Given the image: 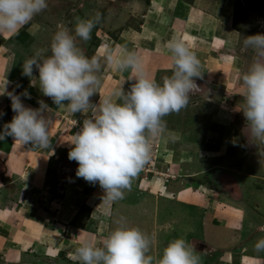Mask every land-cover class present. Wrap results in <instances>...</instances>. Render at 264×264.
Here are the masks:
<instances>
[{
  "label": "rangeland",
  "instance_id": "rangeland-1",
  "mask_svg": "<svg viewBox=\"0 0 264 264\" xmlns=\"http://www.w3.org/2000/svg\"><path fill=\"white\" fill-rule=\"evenodd\" d=\"M123 2H128V0H47L48 7L46 8L47 11L45 12H49V15L46 17V20L48 25H55L54 28L56 29L58 27L57 24H63V27L68 28L70 31H74V26L78 19L95 18L97 14L100 16L99 22L92 30L90 40L85 42L80 38H77V46L83 50L86 56H96L99 58L101 63V69L97 73L98 79L100 80L99 85H102L103 88H105V91H108L103 93L101 91V87L98 86L99 93L97 89V94H94L90 98L92 103H97L100 97L102 98L110 93V86H113V90L116 87L115 85L118 84H124L123 88L125 90H128L130 87L131 82H125L129 73L127 71H113L110 67H108L104 60L107 51L112 49L110 47L108 48L107 46L109 42L114 43L111 46H117L118 43L123 42L120 40V38L126 39L131 31L138 29L137 19L135 18V20L129 18V14H131L129 13V7H123ZM199 2L200 7H203V9L217 7V4L215 5V1L213 0H199ZM209 2H211V5ZM150 5L152 8L153 6L151 3ZM155 7L156 9L158 8L157 6ZM132 8L136 9L137 7H131L132 12H134ZM164 8L165 10H163L161 15H159V19L156 22H152L151 20L153 19L151 17V23L148 20L145 22V27H143L145 32L144 34L142 33L143 38L141 35H137L140 36V39H144L145 34H147V41L151 40L153 36H159L161 37L160 39L164 40H159V42L161 41V43L166 44V33L170 30L169 22L174 21L176 18H174L175 13H172L174 7L169 6L168 3L167 6L164 5ZM153 9L155 8L153 7ZM45 12L43 10L39 14L35 15L32 21L40 19L42 17L41 14H44ZM149 14L152 15L150 11ZM232 15L234 21H232L230 24V28H232V30L236 32L240 38H237L236 42L239 43L240 53L244 57V69L242 71L244 72L252 60L253 53L249 54V50L243 48L242 41L245 36L264 34V29H257L259 24L257 21H260L261 26H263L262 28H264V0H235V7ZM178 16L179 15H177V17ZM173 18L174 20H172ZM159 27L160 29H158ZM203 32H207V29H203L202 33ZM11 34L12 35L6 40L12 41V37L16 34ZM47 36L52 38V35L49 33H47ZM29 38L30 37L28 36V39ZM23 39L27 40V36L24 35ZM13 40L17 41L16 39ZM115 40H117V42H115ZM17 42L25 43L24 41L20 40ZM42 43L43 42L41 41L39 46ZM152 43L154 45V42ZM37 47L38 46H35V49ZM117 47H115V49ZM152 48H154V46L149 45L148 43L147 45L137 44L136 52L143 54V51H145V53L147 52L148 54ZM35 49H33V51ZM30 50H32V47ZM160 50L161 52L164 51L163 48ZM99 51L102 52L100 53ZM26 52L29 54L28 57L32 55L31 51L27 50ZM165 52L167 53V56L162 58L164 62L162 63L161 61L160 64L163 66H170L171 59L170 54L168 53L169 51L166 49L164 53ZM15 53L16 51L13 54ZM13 54H11L9 58H12ZM241 54L239 55L241 56ZM15 57H18L19 63H22L24 59L28 58L26 56L22 57L20 54H17V56L15 55ZM148 60L150 59L147 58V60L143 62V59H141L143 67L145 64L147 65V63L150 62ZM155 61L156 62H152V65H154L155 68L160 67L158 65V60ZM154 71L156 70H153V72ZM200 71L201 77L194 78L198 88L194 89L190 94L186 107L181 109L179 112L171 113L163 118L164 121H166L165 132H193L192 130L194 128H197L199 132H203L204 129H208L211 132H217L219 128L217 126V122H222V120L216 116H223V113L228 112L231 114V122L229 128L226 130V133L227 135L232 136V141H230L231 144H229L230 147L227 149L228 144L225 139L216 140L214 142L215 147L221 148L219 151H216L218 152L217 154H212V158L210 159V153L205 151L203 152V148L199 147L198 144L193 145L192 143L188 142V136H186V138L181 137L179 139L176 136L167 137L164 132L160 137L155 138L151 142V154L148 163L134 178H132L130 188L124 191V198L115 201L112 204L110 203L112 209L110 208L109 215H105V219L101 216L99 217L96 207L98 205L103 207L105 211L109 210V203L106 204V201L108 200L103 199V196H101L103 194V189L99 186L98 182L96 184H92L83 178H81V180L85 181L86 185L81 182L82 184L79 183L77 187L75 184L78 182V180H80L76 176L78 163L68 159V151L70 150L71 146L66 141L70 140L72 134L79 130L83 119L88 117V112H70L72 114L69 116V118H72V120L68 122L66 118H61L57 112V109H55L54 116H52L55 120V125H50L53 126L52 129H50V132L53 135L50 134L49 145L47 147H37L29 144V146L27 145L26 148L24 147L25 151L27 150L29 152L28 154L30 155L23 156V160H26L25 162L28 163V165L26 163L27 170L30 167L31 161L36 163V161L39 160L41 164L45 165L44 169L46 174L43 176L42 185L40 184L35 187L34 192L36 193V198L34 199L35 204L33 208L34 211H39L43 214L41 216L43 225H46L47 228L51 229L53 223L57 222L56 219L58 214H56V212H59V209L55 210V206L61 205V212L64 213V210L67 206H65L66 203L63 202L64 197L62 198V196L64 195L65 189L68 187V185L70 188L76 186V189L80 192L79 193L77 190H72L73 197H71V191L68 190L70 192L68 193V198L71 197L72 200L70 204L71 216L67 219H64V217L60 219L62 221L61 223H68L67 226H70L68 228L70 231L64 235V238L67 243H70V240L72 241V244L70 245L73 251L75 247L79 246V241L77 240L78 237L75 236V233L79 230L84 232L88 231L94 235H98L99 233V235L102 237L100 238L97 236V238L102 240L108 235L110 231L118 226L119 222H123L126 226L137 227L141 229L152 238V244L148 254L153 257L159 256L162 253L163 248L169 243V241H167L169 238L173 240L182 237L186 240V242H188L190 246L195 248V254L200 258V264H238L236 259L233 260L230 257L224 261L216 254L215 258L210 259L209 255L211 252H209L208 249L204 250L203 247L199 246V244H193L191 242V238H193L192 236L196 235L197 232H201V234L205 236L209 242H213V244L220 246L224 233L221 229H215L214 226L208 221H205L203 229L200 227V222L194 221V219L198 220L196 215L194 218V214H196L195 211L200 210L202 212V206L204 207V204L197 205L198 203L192 202V206H181L178 203H175L177 201L180 202L181 197L178 195L179 198H174L172 195H170L176 192L177 188H183L186 187V185L188 186L186 190H191L189 185L192 184L194 180L206 182V179L204 178V176H206L210 179L207 185L211 186L210 191L214 192L212 194L218 199L217 203L224 201L226 202L228 199H226L224 195L225 193H229L233 198L241 199V201L247 203V218L250 216V219L247 220V223H257L259 222V218L264 220V152L258 149V147H261L260 145H262V149H264V143L258 144L256 141L255 144H253V140L250 138L249 131L247 127H245L246 122L242 112L235 110L236 107L241 108L243 106V100L239 95L240 91L237 89L227 90V88H225L222 83L224 79L210 80V77L207 78V74H205V72L203 73V69H200ZM156 73L158 74L157 79L155 80H159L157 82L162 83V80L165 76L171 75V68L164 70L162 67H160ZM151 78L154 79L155 76ZM232 80V84H234H231V87H237V85L241 87V81L239 78H233ZM36 86H39L38 82H36ZM64 103H67V101ZM235 103L238 104V106H235ZM11 110V100L6 95L4 98L0 99V119L1 117L8 115ZM65 119L68 122L66 123V126L62 123V121ZM186 119H190L189 124L183 123ZM196 121L200 122L201 124H196ZM57 130H59V134L58 138L55 140V137L57 136L55 132ZM200 134L202 137L200 139V144L202 146H205L204 144L207 142L209 144L211 143L212 140L210 141L209 138L204 139V134ZM164 135L167 138L163 142L162 137ZM1 144L3 143L1 142ZM11 144L13 146H18L19 142L13 141ZM189 144H192V146ZM185 154H189V156L185 157ZM51 157L53 160H51ZM191 158H193L194 161H192ZM189 159L191 160L188 161ZM222 160L227 161L226 165L221 164ZM194 162L195 164H202L201 166H198V168H202V166L206 165H212L210 167L211 170L208 173H199V176H195L193 179L190 177L186 179L185 176L192 172ZM19 164L20 162L16 160L14 155L8 156L7 166L9 171H12L14 168H19ZM41 169L42 168H40V170ZM37 174L40 175V178L42 177V173ZM1 176L5 175L2 173ZM170 176H173V178ZM4 178L5 177H3L1 181L3 185L6 186L4 188L6 190L10 187L9 184L12 179L8 178L7 181H5L6 178ZM203 179L205 181H203ZM155 182L162 184V188L160 189L156 185H153ZM18 183L19 185H22L19 180L18 182L15 181L11 185V190H15V193H17L16 197H12V201L19 203V205L22 204L25 206L27 202L23 200V195L20 193L24 190L23 186H21L22 189L20 186H18L17 189L14 188L18 185ZM215 192H218V194H215ZM98 193H101V195H99L101 198L98 199L97 205L95 204L93 209L91 208L94 212L90 213L92 210L84 205L85 197H88L94 201L96 200L95 194L98 195ZM168 198H174V200L169 201L167 200ZM75 205H78L80 209L78 206V209L77 207L75 208ZM218 205L220 204H216L215 210L221 209ZM106 206L108 207L105 208ZM30 207L32 206L30 205ZM27 212L31 213V208H28ZM211 215L214 214L211 213ZM96 217L100 218V223L94 220L98 219ZM205 217H207L206 212ZM32 218L35 219L36 223H40L36 217L34 218L32 216ZM91 218H93V220ZM221 222L222 221H218L217 223L222 228L223 225ZM13 228L14 225L9 228L11 231H13H10L11 233H14L15 231ZM247 230L249 232L251 231L249 228ZM221 235L222 237L220 238ZM188 237H190V240L187 239ZM255 243L256 241L250 246L251 251H256L254 249ZM236 253L237 251H234V254ZM257 253L263 257L264 261V251ZM70 254L71 253H69V255ZM69 255L67 254L66 256H62V261H64L66 264L68 262V264H71L72 262L69 259ZM40 257L42 258L44 256L41 255Z\"/></svg>",
  "mask_w": 264,
  "mask_h": 264
},
{
  "label": "clouds",
  "instance_id": "clouds-1",
  "mask_svg": "<svg viewBox=\"0 0 264 264\" xmlns=\"http://www.w3.org/2000/svg\"><path fill=\"white\" fill-rule=\"evenodd\" d=\"M47 7V0H0V34L19 31ZM99 19V14L78 19L74 31L60 26L48 49H38L23 61L22 75L32 78L35 68L44 96L72 113H89L66 141L71 146L68 159L78 163L77 177L98 182L103 199L115 202L124 198L132 178L148 163L151 142L166 130L163 118L186 107L190 94L198 88L194 78L201 77V62L182 40L172 38L166 43L171 75L158 83L146 74L135 51L110 49L105 63L113 71H127L125 82H131L130 87L125 90L123 84L92 103L90 98L100 84L101 63L98 57L85 55L77 38L90 40ZM242 46L253 57L240 75L243 106L235 110L242 112L253 144L264 143V34L245 36ZM31 83L35 85L32 79ZM7 84L0 96L10 98L15 115L0 130V141L11 136L23 145L47 147L51 121L44 112L50 110L48 105L41 100L38 108L25 106L21 96L29 98L27 90L14 94L6 91ZM151 244L152 238L141 229L119 222L99 245L91 238L82 239L69 259L72 264H200L195 248L182 237L171 240L156 257L148 254ZM254 249L264 251V237L256 241Z\"/></svg>",
  "mask_w": 264,
  "mask_h": 264
},
{
  "label": "crops",
  "instance_id": "crops-1",
  "mask_svg": "<svg viewBox=\"0 0 264 264\" xmlns=\"http://www.w3.org/2000/svg\"><path fill=\"white\" fill-rule=\"evenodd\" d=\"M213 1H215V5L217 4V7L211 9H203V7H200L199 0H128V2H123L124 5L123 7L126 6L129 7V11H130L129 13H131L129 14L130 15L129 18L137 19L138 29L131 31L130 34L127 36V38L125 37L126 39L119 37L120 40L124 42V44L123 42L118 43L117 46L120 47L123 46L126 47L128 50H132L135 52H136L137 44L147 45L148 43L149 45L154 46V48H152V50L148 54L147 52L145 53V51H143L144 52L143 54L136 52L138 53L140 58L143 59V62H145L147 58L150 59L148 60L150 62H148L147 65L146 64L144 65V69L150 78L155 76L154 80L157 79L158 73L156 72L158 71V68L162 67L164 70L170 69L169 65L163 66L162 64H160L161 61L162 63L164 62L162 58H164V56H167V53L166 52L164 53V51H166L167 49L166 44L161 43V41L164 40L160 39L161 37L159 36L157 37L153 36L151 40L147 41V34H145L144 39H140V36H137V35H141V37L143 38V34L145 32L143 27H145L144 25L146 24L145 22L147 20L150 23L151 21L156 22L159 19V15H161L163 10H165L164 5L167 6V4L169 3V6L174 7L172 13H175L174 18L176 19L174 20L173 18L172 20L174 21L169 22L170 30L169 32L166 33V38H165L166 43L172 38H177L182 40L186 44V46L189 47L190 50L194 51L197 57L199 58L201 62V69H203V73L205 72V74H207L208 76L207 78L210 77V80L224 79L222 83L225 86V88H227V90L237 89L238 91H241V87L238 85L237 87L235 86L231 87L233 81L232 79L233 78L240 79V75L244 69V63H243L244 57L240 53L239 43L236 42L237 38L239 37L236 34V32H234L232 28H230V24L232 23V21H234L232 13L235 7V0H213ZM150 3L155 9H153V7L151 8ZM209 3L211 5V2ZM155 6H157L158 8L156 9ZM131 7H137V8L136 9L132 8L134 10V12H132ZM45 11H47V9H45L44 12ZM149 11L150 13H152V15L149 14ZM48 13L49 12H45L44 14H41L42 17L40 19H36L35 17L36 19L35 21L31 20L28 24L20 28L19 31L15 32L16 35L12 37V41L6 40L9 36L12 35L11 33L5 32L3 34H0V91H3V85L7 81L8 84L6 86V91L13 92L14 94H21L25 90H27V92L29 93V98L21 96L22 102L25 104V106L38 108L40 106L38 102L43 100L50 109L49 111L44 112V116L50 119L51 121L50 125H55L54 123L55 120L52 117L54 116L55 109H57L59 116L61 118L62 117L66 118L68 122L72 120V118H69V116L72 113H70V111H68L66 108L58 107L53 103L51 98L44 96L41 93L39 86L38 87L36 86V82L39 83V81L37 80L38 71L35 68L33 69L32 78L22 75L23 62L19 63L18 62L19 56L17 58L15 57V55L17 56V54H20V56L22 57L25 56L28 57L29 54L28 52H26L27 50L31 51V54H33L38 49L49 48L52 38H50V36H47V33L53 36L55 31H57V29L60 26H63V24L61 25L57 24L58 26L57 29L54 28L55 25H48L46 20V17H48L49 15ZM177 15L179 16L177 17ZM150 17L153 20H151ZM258 22L259 24L257 29L263 30L264 28H262L263 26H261L260 21H257V23ZM158 29H160V27ZM203 29H207V32L202 33ZM24 35L27 36V40L23 39ZM28 36L30 37L29 39ZM13 39H16L17 41L18 40L24 41L25 43L23 42L19 43L17 41H14ZM159 40L161 41L159 42ZM41 41L43 43L39 46V43ZM115 42H117V40H115ZM152 42H154V45ZM22 44H26V45H22ZM113 44L114 43L109 42L107 45L108 48L110 47L112 49H115V47L117 46L116 45L111 46ZM35 46L38 47L35 49ZM31 47L32 50H30ZM161 47L164 49L163 52H161L160 50L162 49ZM33 49L35 50L33 51ZM248 50L250 51L249 54H252V51L250 49ZM15 51L16 53L13 54ZM99 52L101 53L102 51ZM11 54H13V57L9 58ZM239 54H241V56ZM155 60H158L159 62L158 65L160 67L155 68V66L152 65V62H156ZM153 70L156 71L153 72ZM31 79L35 85L31 83ZM115 86H116L115 89H117L121 86V84ZM99 87H101L102 89L101 91L103 93L107 91V90L105 91V88H103L102 85H99ZM110 87L112 91L113 86ZM98 93H99V89H98ZM5 96L6 95L0 96V99L4 98ZM236 103L235 106H238V104ZM14 115L15 113L11 110V112L8 115H5V117H1L0 130L3 129L4 124L11 121ZM216 117L222 120V122H217V126L220 128V129L218 128L217 132H213V131L211 132L208 129H204L205 131L203 130V132H199L197 128H196L197 130L194 128L192 130L193 132L176 131L177 133L171 132L172 133L171 134L169 132H165L164 134L167 137L176 136L179 139L181 137L186 138V136H188V142L192 143L193 145L198 144L199 147L203 148L202 149L203 152L205 151L207 153H210L209 158L211 159L212 154H217L218 152L216 151H219L221 148V147L219 148L215 147L214 142L216 140L225 139L228 144L227 149L230 147L229 146V144H231L230 141H232V136L227 135L226 133V130L227 128H229L231 122L230 121L231 114L225 112L223 113V116L217 115ZM66 119L62 121V123L65 126L66 123H68ZM189 120L186 119L183 123L189 124ZM196 124L199 125L201 123L196 121ZM52 127L53 126H50L49 128V137L51 134L50 129H52ZM58 131L59 130L56 131L57 133L55 132V134L57 135L55 137V140L58 138V134H59ZM200 133L204 134L203 135L204 139L209 138L210 141L212 140L211 143L209 144L207 142L204 144L205 146H202L200 144L201 141L200 139L202 138ZM165 135L162 137L163 142L167 138L165 137ZM13 141H15V139L11 136H8L3 141H0V145H1L0 146L1 147L0 149V264H66L64 261H62V256H66L67 254L69 255V253L73 252L70 245L72 244L71 243L72 241L70 240L69 241L70 243H67V241L65 240L64 235H66L70 231L68 229L70 226H67L68 223L65 224L61 223L62 221L60 219H62V217H64V219L70 218L71 216L70 204L72 202L71 197H73L72 193L74 190H77L76 188L78 187L79 183L82 182L84 185H86V182L81 180V177H78V179L80 180H78V182H76L75 184L77 187L74 186L73 188H70V186L68 185V187L65 189L64 195L62 196V198L64 197L63 202L66 203L65 206L67 207L65 208L63 213L61 212L62 210L61 205L55 206L56 207L55 210L59 209V212H56V214H58V217L56 219L57 222L53 223L51 229L47 228V226L43 225L42 223L41 216L43 214L39 211L33 210L35 204L34 199L36 198V193L34 192L35 187L40 184L42 185L43 176L46 174L44 169L45 165L41 164L39 160L36 161V163L34 161H31L30 167L27 170L28 163L25 162L26 160L25 161L23 160L24 159L23 156H30L28 154L29 152L27 150L25 151L27 145H23L18 141L19 145L13 146L11 144V142ZM1 142L3 144H1ZM192 144L189 145L192 146ZM258 144L261 143L258 142ZM260 146L261 147H258V149L264 152V149H262V145ZM10 155H14V157H16V160L20 162L19 168H14L12 171H9L7 166V158ZM185 155H186L185 157L189 156V154H185ZM191 159L192 161H194L193 158ZM191 159H189L188 161H190ZM51 160H53L52 157ZM226 163L227 161H223V160L221 161V164L226 165ZM201 165H202L201 163L195 164L194 162L193 168L191 167L192 172L189 175L185 176V178L187 179L188 177H190L191 179H193V177L199 176L198 175L199 173L202 172L208 173L211 170L210 167L212 165L210 166L206 165V166H202V168L201 167L198 168V166ZM40 168L42 169L40 170ZM2 173L5 176H1ZM37 173H42V177L40 178V175H38ZM3 177L6 178V179L4 178L5 181H7L8 178L12 179V181L9 184L10 187L6 190L4 189L6 186L3 185L1 181ZM170 177L172 178V176ZM204 178L206 179V182H200L199 180H194L192 184L189 185V188H191V190H186L188 188V186L186 185V187L183 188L179 187V189L177 188L176 192L170 195H172L174 198H179L180 196L181 197L180 202L177 201L175 203L176 204L178 203L181 206H188V205L192 206L193 205L192 202L198 203L197 205L204 204V207L202 206L203 208L202 212L200 210L195 211L196 214H194V218L196 215L198 220L194 219V221L200 222L201 223L200 227L202 229L204 228L205 221H208L214 226L215 229L217 228L221 229L224 233V236L223 237L222 235L220 236V238L221 237L223 238L220 246L217 244H213V242H209V240L205 236H203L201 232H197L196 235L192 236L193 238H191V242L193 244L194 243L199 244V246L203 247L204 250L208 249L209 252H211V254L209 255L210 259L215 258L216 257L215 254H216L220 257V259H223L224 261L225 259H228L230 257L233 260L236 259L238 264H264L263 257L256 251L250 250V246L255 241H257L261 237H264V223H263L264 220L262 218H259L258 219L259 222L257 223L255 222L251 224L247 223V220L250 219V216L249 218H247V214H248L247 213L248 209L246 208L247 203L241 201V199L233 198L229 193H228L229 195L227 193H225L224 195L225 198L228 199L226 202L224 201L217 203L218 199L212 194L214 192L210 191L211 186L207 185L210 179L206 176H204ZM18 180L22 183V185H19L18 183V185L14 188L17 189L18 186L20 187L23 186L24 190L20 193H22L23 195V200L27 202L25 206L22 204L19 205V203L12 201L14 196L15 197L17 196V193H15V190L14 191L11 190L12 188L11 185L15 181L18 182ZM203 181L205 180L203 179ZM153 185H156L160 189L162 188L161 187L162 184H160L159 182H155ZM68 190L71 191V197L69 198H68V193L70 192ZM102 192H103L102 195L101 193H98V195L95 194L96 200L94 201L92 199H89L88 197H85L84 205H86L87 208L89 209L91 208L93 209V206L95 204L97 205L98 199L104 195V191ZM215 194H218V192H215ZM99 195L101 196L99 197ZM174 198L172 199L168 198L167 200L173 201ZM164 199L166 200L165 197ZM110 203L112 204L113 202L106 201V204H108V206H110ZM216 204H220L218 205L221 208L220 210H215ZM30 205L32 207H30ZM77 206L78 205H75V208ZM108 206H106L105 208H107ZM96 207L98 211L97 214H99V217L101 216L104 219L106 214L108 215L110 214V208L112 209V206L109 207L108 211H105L101 206L97 205ZM28 208H31L32 210L31 213L27 212ZM93 212H94L93 210L90 211V213ZM205 212L207 213V217H205ZM211 213L214 215H211ZM32 216L34 218L36 217L40 223H36L35 219H33ZM91 219L93 220V218ZM99 219L100 218L94 220L100 223ZM218 221H222L221 222L223 225L222 228L217 223ZM12 225H14L13 228L15 229L14 233H11L13 231L9 229L10 227H12ZM248 228L251 230L250 232L247 230ZM75 236L78 237L77 240L79 241V244L81 240L84 238H91L94 241V243L97 245H99L100 242L102 241L99 238H97V236H99L100 238L102 237L99 235V233L98 235L96 234L94 235L91 232L88 231L84 232L79 230L78 232L75 233ZM187 239L190 240V237H188ZM170 240L171 238H169L167 241L170 242ZM234 251H237V253L234 254ZM39 255L40 256L43 255L44 257L41 258Z\"/></svg>",
  "mask_w": 264,
  "mask_h": 264
},
{
  "label": "bare ground",
  "instance_id": "bare-ground-1",
  "mask_svg": "<svg viewBox=\"0 0 264 264\" xmlns=\"http://www.w3.org/2000/svg\"><path fill=\"white\" fill-rule=\"evenodd\" d=\"M112 22V21H111ZM250 52V51H249ZM172 178H173V176H172ZM137 219V218H136Z\"/></svg>",
  "mask_w": 264,
  "mask_h": 264
}]
</instances>
